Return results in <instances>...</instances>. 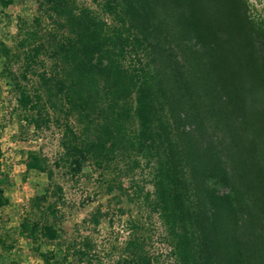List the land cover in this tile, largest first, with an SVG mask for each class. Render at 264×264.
<instances>
[{"label":"trees","instance_id":"trees-1","mask_svg":"<svg viewBox=\"0 0 264 264\" xmlns=\"http://www.w3.org/2000/svg\"><path fill=\"white\" fill-rule=\"evenodd\" d=\"M140 1L122 2L125 35L116 30L113 36L100 35L94 25L65 13L58 26L75 28L81 48L74 57L84 59L73 62L67 84L55 79V71L37 73L38 89L30 96L19 88L17 103L46 121L40 115L52 105L50 99L64 100L65 114L81 120L86 110L98 107L102 91L107 104L98 114H107L116 130L104 128L105 138L97 144L76 137L66 124L54 166L63 163L76 173L88 157L105 160L106 144L113 150L116 143L131 147L134 139L136 149L153 160V206L169 234L175 264H264V25L250 17L246 0ZM155 29L169 36L178 56L149 39ZM111 44L115 52L103 49ZM84 48L103 52L94 59L104 64L85 61ZM137 50L145 57L142 64ZM38 51L33 46L24 53V74ZM131 110L138 122L132 137H114ZM31 159L25 167L51 179V170ZM176 169L185 170L187 180L177 178ZM180 196H191L187 207ZM45 198L33 199L31 206L38 208ZM100 217L96 211L88 222L96 226ZM20 228L31 239L37 233L56 237L50 225L36 221L25 219ZM38 255L42 264H50L49 255ZM131 264H140L138 256Z\"/></svg>","mask_w":264,"mask_h":264},{"label":"rangeland","instance_id":"rangeland-1","mask_svg":"<svg viewBox=\"0 0 264 264\" xmlns=\"http://www.w3.org/2000/svg\"><path fill=\"white\" fill-rule=\"evenodd\" d=\"M128 1L137 5L141 2ZM122 2L0 0V264H42L40 253L49 255L50 264H131L136 256L140 264H175L169 254V234L158 216L159 209L153 206V160L147 161L144 152L136 149L134 139L131 147L126 146L127 142L122 143L123 148L116 143L113 150L106 144L108 152L102 155L106 161L95 163L88 157L76 173L63 163L54 166L62 154L59 142L66 124L76 137L97 144L105 138L104 128L116 130V126H110L107 114H98L107 104L102 91L94 104L98 107L91 113L86 110L87 117L81 120L75 113L65 114L64 100L50 99L52 105L47 103L44 116L40 115L46 121H40L34 110L17 103L19 88L30 96L36 92L37 73L43 71L49 76L55 71V79L67 84L72 80V74L66 75L73 62L84 59H79L77 53L74 57L75 50L81 48L75 43V28L68 31L67 27L58 26L65 13L88 22L90 28L94 25L100 35L113 36L114 30L125 35ZM103 3L113 9L107 11ZM246 4L250 17L264 25V0H246ZM149 39L178 56L177 47L163 30L155 29ZM33 46H38L39 51L24 74V53ZM107 48L116 50L115 44L103 47ZM84 50L85 61L104 64V59H94L99 54L103 58V52H97L99 49ZM134 55L141 59V64L145 62L141 51ZM129 58L133 60L130 54ZM22 74L25 79H21ZM38 92L42 94L40 89ZM129 114L131 117L114 137H132L138 122L132 110ZM33 156L51 170V179L45 171L25 167ZM176 173L177 178L187 180L185 170L176 169ZM218 192L225 189L219 187ZM40 196H45V201L38 208L31 206L33 199ZM190 197L180 196L183 207H187ZM96 211L101 217L92 226L89 217ZM25 219L50 225L56 237L50 239L37 233L31 239L20 228Z\"/></svg>","mask_w":264,"mask_h":264}]
</instances>
